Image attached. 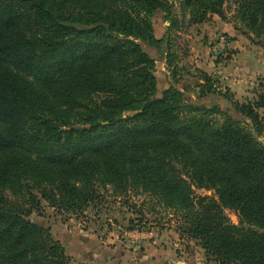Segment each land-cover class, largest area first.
<instances>
[{
  "label": "trees",
  "instance_id": "16d2710c",
  "mask_svg": "<svg viewBox=\"0 0 264 264\" xmlns=\"http://www.w3.org/2000/svg\"><path fill=\"white\" fill-rule=\"evenodd\" d=\"M174 1L190 24L230 2L264 42V0H0V264H70L28 217L38 198L78 215L97 187L154 198L212 264H264V91L233 104L246 123L201 103L231 96L178 66Z\"/></svg>",
  "mask_w": 264,
  "mask_h": 264
},
{
  "label": "rangeland",
  "instance_id": "374dc122",
  "mask_svg": "<svg viewBox=\"0 0 264 264\" xmlns=\"http://www.w3.org/2000/svg\"><path fill=\"white\" fill-rule=\"evenodd\" d=\"M223 16L224 18L210 16V19L201 25L190 24L187 14L181 12L179 2L174 1L171 17L177 23L176 27L168 31V36L172 50L177 53L179 60L188 56L190 51L188 46L191 40L182 34L189 36L190 33L197 32L199 43L209 48V53L216 62L225 63L239 54L234 62L229 63L230 74L224 79H229L238 85V88L247 86L250 89L247 96H240L242 92L239 89V98L236 99L229 87L220 84V81L224 80L213 78V90L216 95L219 91H226L231 100L228 102L217 98L218 101H213V98L218 97L214 95L206 96L200 102L226 110L233 119L246 123L247 120L234 111L233 104L252 102L257 94L264 91L260 87L264 79V42L236 22L235 7L232 3L226 2ZM211 24L213 35H210ZM168 25V22H163L158 24V27L168 28ZM211 47L214 48L213 52ZM143 48L154 54L147 46L143 45ZM159 62H155L156 72L168 76L169 72ZM161 77L159 75L162 81ZM197 82L198 80L195 85L191 82L187 84L195 87L199 84ZM189 96L193 101H197L193 95ZM259 114L264 117V110H260ZM209 119L215 124H220L223 116L213 114ZM259 141L264 143V138ZM97 191L98 198L95 202L78 215L55 211L46 201L37 197L40 209L28 217L32 223L49 231L52 239L63 248L70 264H212L205 259L199 245L180 234L176 224L178 219L172 212L163 209L154 198L138 191H129L119 196L109 187L105 190L97 187ZM195 195L214 197L212 192L203 190H195ZM225 213L232 224L238 223L233 212Z\"/></svg>",
  "mask_w": 264,
  "mask_h": 264
},
{
  "label": "crops",
  "instance_id": "0c3cea01",
  "mask_svg": "<svg viewBox=\"0 0 264 264\" xmlns=\"http://www.w3.org/2000/svg\"><path fill=\"white\" fill-rule=\"evenodd\" d=\"M211 20L214 21L213 18ZM194 26H197V25H194ZM211 28H213L212 24H211V27H209V29H211ZM212 31H213V29H211L210 35H213ZM177 34L179 36L181 35L180 32H177ZM197 35H198V32L194 33V34L190 33L189 36H188V34H182V36H185L186 38L191 40L190 45L188 46L190 51L188 52V56H186L184 59L179 61L178 66L185 68L191 75L194 74V71L197 70V71H201L203 73H206L207 75L211 76L212 79L213 78H219L220 80H224L225 82L220 81L221 82L220 84H223V86L226 85L227 87H229L230 91L235 95L236 99L239 98L238 97L239 96V93H238L239 89H241L240 92H242V94L240 96H247V93L250 91V89L247 86H245V87L240 86V88H238V85L229 81V79H227V80L224 79L230 74L228 71V68L230 67L229 63L234 62V60H236V58L239 57V54L231 57V60L227 61L228 63L227 62H225V63L224 62L223 63L216 62V60H214L212 55H210L209 48L206 45L203 46V44L199 43L200 38ZM244 61H246V60H244ZM159 63H162V66H164V69H165L164 60H162ZM242 67H240V69L243 71ZM252 72L255 74L254 71H252ZM243 73H244V71H243ZM184 79L191 82V84H193V85L196 84V80H197L195 78L188 77V76H184ZM218 99L213 98V101H218Z\"/></svg>",
  "mask_w": 264,
  "mask_h": 264
},
{
  "label": "built area",
  "instance_id": "2783aa9c",
  "mask_svg": "<svg viewBox=\"0 0 264 264\" xmlns=\"http://www.w3.org/2000/svg\"><path fill=\"white\" fill-rule=\"evenodd\" d=\"M211 50H212V52H213L214 48H213V47H211ZM236 76H238V75H236Z\"/></svg>",
  "mask_w": 264,
  "mask_h": 264
},
{
  "label": "water",
  "instance_id": "95a60500",
  "mask_svg": "<svg viewBox=\"0 0 264 264\" xmlns=\"http://www.w3.org/2000/svg\"><path fill=\"white\" fill-rule=\"evenodd\" d=\"M168 1H170V0H168ZM150 264H154V263H150Z\"/></svg>",
  "mask_w": 264,
  "mask_h": 264
}]
</instances>
